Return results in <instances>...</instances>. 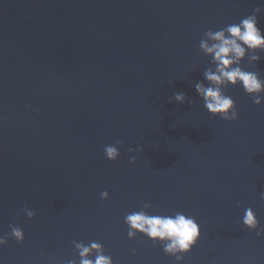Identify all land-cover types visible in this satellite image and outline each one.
Wrapping results in <instances>:
<instances>
[{"label":"water","instance_id":"1","mask_svg":"<svg viewBox=\"0 0 264 264\" xmlns=\"http://www.w3.org/2000/svg\"><path fill=\"white\" fill-rule=\"evenodd\" d=\"M256 8L264 32V0H0V237L25 236L0 264H79L74 242L92 241L113 264H177L128 239L124 217L145 202L198 223L182 264H264V238L242 223L250 207L264 229V104L230 86L227 122L194 87L212 67L205 32ZM241 67L264 80V54ZM174 92L193 103L170 104Z\"/></svg>","mask_w":264,"mask_h":264},{"label":"clouds","instance_id":"2","mask_svg":"<svg viewBox=\"0 0 264 264\" xmlns=\"http://www.w3.org/2000/svg\"><path fill=\"white\" fill-rule=\"evenodd\" d=\"M260 9L242 18L238 23L228 25L226 28L213 31L208 29L201 38L199 48L210 58L212 67L203 72L204 80L196 82L194 87L204 108L213 117H219L227 122L238 120V111L234 100L225 94L228 87L240 86L252 99L257 107L264 104V80L253 71L242 69V62L247 60L249 64H255L264 54V32L257 26V16ZM206 82V83H205ZM192 104L193 100L182 92H174L169 103ZM122 142L117 140L115 145H106L104 156L109 162H116L120 157L119 148ZM142 150V149H141ZM131 153L133 149L129 148ZM129 162L136 163L134 156H130ZM101 198L108 200L107 191L101 192ZM264 199V193H261ZM152 205L145 202L139 211L128 213L124 217V223L128 228L129 240H135L138 235L148 238L153 245L159 244L165 255L174 258L177 264H182L184 256L191 252L201 237V229L192 216L183 212L174 215H150ZM24 214L28 219H33L35 213L24 208ZM243 226L250 232H255L257 238H264V229H260L259 222L249 207L244 210L242 218ZM8 237H0V248L8 244V239H13L17 244L24 242L25 236L21 228L10 226ZM78 253L79 264H113L112 257L106 255L101 244L92 241L89 244L74 242ZM135 254V249H132ZM66 264H77L75 259H69Z\"/></svg>","mask_w":264,"mask_h":264}]
</instances>
